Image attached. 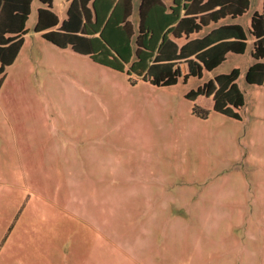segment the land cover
I'll use <instances>...</instances> for the list:
<instances>
[{
	"label": "rangeland",
	"instance_id": "rangeland-1",
	"mask_svg": "<svg viewBox=\"0 0 264 264\" xmlns=\"http://www.w3.org/2000/svg\"><path fill=\"white\" fill-rule=\"evenodd\" d=\"M65 1L53 4L59 24ZM33 6L0 86V264H264V80L245 81L247 29L243 54L155 86L46 41ZM261 7L250 0L239 23ZM234 68L239 118L214 111L211 97H185ZM16 122L34 127V143L58 142L45 126L67 125L81 160L60 146L65 163L46 172L41 142L28 157L20 144L17 156L5 132ZM79 167L96 179L59 178Z\"/></svg>",
	"mask_w": 264,
	"mask_h": 264
},
{
	"label": "trees",
	"instance_id": "trees-1",
	"mask_svg": "<svg viewBox=\"0 0 264 264\" xmlns=\"http://www.w3.org/2000/svg\"><path fill=\"white\" fill-rule=\"evenodd\" d=\"M32 0H0V86L5 70L19 50ZM33 31L58 48H69L94 62L155 86H171L182 79L202 77L220 65L228 53L243 54L248 37L238 23L220 24L246 14L250 0H67L59 24L54 0H38ZM220 24V25H218ZM214 26V27H213ZM252 62L245 72L248 84L264 80V0L261 12L250 17ZM181 65H184V73ZM239 70L214 75L185 97H211L214 111L239 118L244 97L236 80ZM236 109V110H234ZM194 114L206 117L197 105Z\"/></svg>",
	"mask_w": 264,
	"mask_h": 264
},
{
	"label": "crops",
	"instance_id": "crops-1",
	"mask_svg": "<svg viewBox=\"0 0 264 264\" xmlns=\"http://www.w3.org/2000/svg\"><path fill=\"white\" fill-rule=\"evenodd\" d=\"M56 0L53 1L52 3V11H53V4ZM166 3H169L170 0H163ZM61 4V2L59 3ZM64 4L66 5L67 8V2L65 1ZM34 5V0L31 1L30 4V14L33 11V6ZM137 5H138V0L137 3L134 4V0H133V8H134V12L132 14L131 18H136V9H137ZM39 7H44V5L40 4V6L36 7V15H37V9ZM262 8V7H261ZM250 10V8H249ZM248 10V11H249ZM256 11V10H255ZM253 11L250 16L255 12ZM54 12V11H53ZM66 12V9H65ZM258 12V11H257ZM55 13V12H54ZM29 14V15H30ZM241 17V16H240ZM236 19H225L223 20L220 24H227V23H239V18ZM65 18V17H64ZM132 20V19H131ZM218 24V25H220ZM241 25V24H240ZM249 24H247V28H245L244 26L243 29L245 31V29H249ZM214 27V26H213ZM44 119H48L50 117V115L48 114L47 111H44V113L42 114ZM58 115L59 116H64V114L62 113V111H58ZM45 128L48 130L50 135L56 134L58 136V142H52V141H47V140H42L39 141V143L41 142V145H44V151L43 152V163L45 164V170L46 172L49 169H53L54 171L58 172L60 171V167L59 165L61 163H65L66 160L64 161H60V158L62 156V154L65 152V146L69 145L72 146L73 149V158L74 161L78 162L81 160V157L79 155V145H82V142L80 141L79 137L76 135L75 132H73V135H75L77 138H75V136H71L70 141H68L67 139H65V132L69 131V127L67 125H61V126H53L51 123H49L48 125L45 126ZM3 130V128L1 129V131ZM0 131V132H1ZM5 132L7 133L8 137L11 138L10 140H12V145L16 150L17 156H18V148L20 147V144L22 145V147L26 148V157L29 156V154H32L33 152L31 151L32 148L38 147L40 144L39 143H34L33 139L34 137H39L38 133L35 131L34 127H29L27 124L23 123L21 125H19L18 122L13 123V124H8L7 127H5ZM63 133V135H61ZM81 134V132H80ZM60 141V142H59ZM60 146L63 147V151H60ZM74 162V163H76ZM50 165H54L53 167H49ZM80 166L84 165V164H80ZM15 177H18L17 174L14 175ZM97 176L93 175V174H89L87 172H85V170H83V168H80L76 171H72L71 175L69 177H63L60 176L59 178H64V179H70V180H83V179H96ZM11 186H15L18 187L16 185L11 184ZM50 201V200H49Z\"/></svg>",
	"mask_w": 264,
	"mask_h": 264
}]
</instances>
